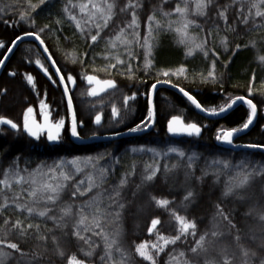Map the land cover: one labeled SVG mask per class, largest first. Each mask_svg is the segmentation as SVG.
I'll list each match as a JSON object with an SVG mask.
<instances>
[{"label": "snow or ice", "instance_id": "snow-or-ice-1", "mask_svg": "<svg viewBox=\"0 0 264 264\" xmlns=\"http://www.w3.org/2000/svg\"><path fill=\"white\" fill-rule=\"evenodd\" d=\"M56 3L57 0H38L36 3L27 0L25 9L18 13L16 23L27 22L34 26L37 9L41 6L49 8ZM59 4L58 14L50 23L17 35L11 40V46L0 40V48L12 53L17 42L27 36L45 45L41 34L46 29L62 34L67 27L73 38L87 44L89 51L103 42L102 51L94 53L91 60L95 64L96 58L100 57L105 63L101 67H93L94 73L103 72L112 76L118 70L117 74L125 79L146 84L147 81L138 78L137 73L143 71L150 74L155 69L156 78L144 93L148 97L147 115L139 123L128 127L129 133L146 131L154 125L156 107L153 94L160 84L177 88L191 105L212 115L232 109L237 102L246 105L249 111L242 126L218 129L215 139L219 142L233 145L235 134L253 124L258 109L249 97L257 91H264V81H261V89L253 86L255 71L248 82L247 95L229 96L228 102L218 110L215 107L204 108L190 91L172 82V77L188 79L190 70L186 64L174 70L156 69V52L161 45V36L174 33V42L184 49L186 59L201 55L208 63L207 69L191 70L192 81L199 80L202 84H215L223 78V73L217 75L220 58L217 47L222 48L224 53L235 55L242 47L251 46L257 52V60L264 66V55L259 54L261 48L258 47V44L264 45V0H159L143 22L140 15L142 0H59ZM167 4L174 6L165 9ZM17 7L18 3L6 4L0 7V13L14 11ZM118 16L125 19L117 23L115 18ZM201 20L203 23L199 22ZM240 26L245 32H255L259 40L250 39L244 45L234 43L229 34L241 38ZM210 37L213 39L210 40ZM63 40L73 42L69 36H63ZM43 51L48 53L46 59L55 67L56 61L52 60L48 47L45 46ZM89 51L72 60L73 64H81L82 71ZM7 59V54H4L0 66H4ZM134 61L139 63L134 64ZM35 64L47 74L48 69L40 59ZM222 66L226 69L228 62ZM10 75L15 76L16 73L11 72ZM53 75L59 76V80L53 83L63 85V96L67 98L66 110L71 114L70 134L82 139L78 127L84 121L77 119L69 87L70 84L76 85L77 77L70 71L61 73L60 68H56ZM24 79L35 89L31 74ZM81 79L88 85L86 95L99 97L101 106L104 104L101 94L115 92L119 88L115 79H101L97 74L85 72ZM138 94L137 90L123 95L125 113L133 111L130 102L135 101ZM260 102L264 104V100ZM90 107L95 108L96 104ZM38 115L41 120L37 119ZM121 116V109L113 103L111 120L118 122ZM102 118V112H98L93 122L99 126ZM0 126L26 134L35 142L44 138L45 143L56 144L61 142L65 119H54L50 106L41 99L39 112L32 106L27 107L20 123L0 115ZM166 130L172 136L200 137L202 134L200 124L185 122L180 115H172L167 120ZM121 135L120 131L111 133V137ZM237 147L264 150V143ZM147 153L152 154L151 160L144 161L138 170L140 162L131 157ZM169 153L176 154L177 162L161 164L158 157L166 159ZM2 156L3 153H0ZM201 160L203 166L199 167L200 175L196 176ZM32 163L30 158L24 159L22 155L13 157L7 166L0 159V264H52V257L61 264H264V203L261 202L264 200V160H236L235 157L215 154L204 156L177 146H168L164 151L141 145L130 146L122 152L112 148L88 154L57 156L51 162L41 160L34 167ZM118 168L121 169L119 175ZM181 169L184 177L181 187L186 194L176 208L172 207L174 200L157 197L147 191L160 174L167 184L170 177ZM137 176L139 182L134 183ZM221 176L226 179L221 181ZM206 178L211 180L212 188L221 184L222 187L217 201L212 203L211 217L201 229L195 218L180 214L178 209H183L185 213L190 210L197 197L191 183L195 180L203 185ZM257 180L261 182L259 198L250 192ZM129 192L131 201L127 195ZM145 194L150 205L168 215L167 228L171 234L161 231L165 223L155 217L151 218L146 228L151 239L130 242L124 229L125 213L130 202ZM229 202L233 204L230 209L226 207ZM237 203L247 205L242 216L253 221L245 228L235 222ZM137 211H143L142 203L137 205ZM48 221L52 222L51 227ZM73 245L76 250L70 251ZM49 252L51 255H48Z\"/></svg>", "mask_w": 264, "mask_h": 264}, {"label": "trees", "instance_id": "trees-1", "mask_svg": "<svg viewBox=\"0 0 264 264\" xmlns=\"http://www.w3.org/2000/svg\"><path fill=\"white\" fill-rule=\"evenodd\" d=\"M33 3L38 0H32ZM224 2V0H221ZM18 3L14 11L8 10L5 13H0V40L6 45L10 46L11 40L15 39L17 35H22L24 31L36 30L42 27L46 23H50L52 18H55L58 14V8L60 7L59 0L54 6L49 8L37 9L35 15L36 23L31 25L27 22H19L18 13L25 9L27 0H0V7L6 4ZM159 0H142L143 11L140 13L142 22L146 20L147 15L150 14L152 7L156 6ZM173 4L165 5V9L173 7ZM51 13V17L49 16ZM119 23L125 17L118 16L115 18ZM7 21V23H5ZM203 23V21H199ZM223 24V21H221ZM55 27V26H54ZM241 38H235L229 34V39L234 43L238 42L241 45L246 44L250 39H257L259 37L255 32H245L243 26L239 27ZM57 35L60 36L59 41ZM63 36H69L73 42H65ZM42 39L45 41V46L48 47L49 53L52 54V59L56 61V66L60 68L61 73H68L69 71L77 77V83L75 86L70 87V94L73 97V105L77 112V119L83 120L82 126L78 127V131L82 138H93L97 136H103L111 134L114 131H126L128 127L134 126L139 123L147 115V99L144 95L154 82L155 69L150 74H145L143 71L137 73V77L147 81L146 84H140L136 81H129L124 77L117 74L118 70L114 71L112 76L100 72L94 73L93 67H101L105 63L100 57H97L95 64L92 63L91 57L94 53L102 51L103 42L97 44L91 51L88 50L87 44L82 42L79 38H73L72 32L65 27L62 34L53 33L46 29L41 34ZM210 40L213 38H209ZM175 34L169 33L161 36V45L156 52V69L167 70L176 69L181 64H186L189 68L188 79L172 77L174 84L178 83L181 87H184L186 91L196 96L197 100L204 108H217L228 102L229 96L235 97L237 95H247L246 88L251 78L253 71L256 74V80L253 82V86L256 89H261V81H264V66L257 60V52L251 46L240 50L233 55L231 52L224 53L223 49L217 47V51L220 53V58L217 62V75L223 73V78L218 83L202 84L199 80L192 81L191 70L195 69L199 71L201 69H207L208 63L205 62L201 55H196L195 58H185L184 49L178 46L175 42ZM233 43V47H234ZM261 48L260 55H264V45L258 44ZM89 51L88 57L84 59L87 63L82 66L79 62L73 64L72 60L76 58L80 53ZM6 53V48H0V59L3 58ZM232 57L229 61V57ZM40 59L44 63L45 68L48 69L46 75H43L39 69L40 67L35 64V61ZM224 62H228V67L225 69L222 65ZM139 63V61H134ZM11 72H15L16 75H10ZM87 72L88 74H97L101 79L113 78L117 81L119 88L117 91H110L107 94H101L104 104L100 105V98L88 97L86 95L88 85L86 81L81 78ZM27 74H31L34 77L35 89L27 84L24 77ZM51 77V78H49ZM163 78V77H161ZM58 81L52 70L49 68L39 46L34 40H25L18 44L10 58L6 62L2 72L0 73V115L6 116L12 119L14 122L20 123L22 120L23 111L27 107L32 106L34 110L39 112L40 100L44 99L50 106L54 119H65V128L62 131L61 142L56 144L45 143V139L35 142L26 134L15 133L14 131L0 126V153H3L2 159L4 166L15 156L22 155L24 159H31L32 166L41 160H47L51 162L52 159L57 156H68L74 154H88L97 151H103L104 149L117 148L119 151L130 146L139 147L145 145L147 147H155L158 150L166 151L168 146H177L184 148L186 151H196L202 153L204 156H210L215 154L216 156L223 157H235L236 160L247 158L250 160H264V151L252 150L248 148L242 149H230L223 146L222 142L215 139L218 129H229L232 127H241L247 118L248 109L244 104L237 105L231 111L225 115L209 120L199 115L194 106L180 93L168 88L159 87L153 95V102L156 107V119L153 128L139 135H131L122 137L116 140L110 141H90L85 144H75L71 140L69 133V120L66 110V101L63 96L61 86L53 83ZM6 90V94H4ZM138 90V95L135 101L130 102L133 111L125 113L123 109V95H130L131 92ZM46 93V95H45ZM85 93V95H81ZM13 97L19 103L10 104L4 103L6 98ZM249 98L253 99V102L257 104L258 114L252 127L245 133L237 136L234 139V144L247 145V144H259L264 143V104L260 101L264 100V91H257L254 96ZM116 104L121 109L122 116L118 118V122L111 120V105ZM91 104H96L95 108H91ZM98 112H102V124H94V117ZM172 115H180L185 122H196L201 125L203 131L200 137H179L173 138L166 134L165 124ZM40 116L38 115L37 118ZM251 154H255L254 156ZM151 153L144 155H133L131 158L136 159L140 163L138 164V170L143 166L144 161L151 160ZM161 164L167 163L172 165L177 162L175 153H169L165 159L158 157ZM235 162V161H234ZM23 165V160L21 161ZM203 166V160L200 161L196 170V176L200 175L199 167ZM121 169H117V175H119ZM226 177L221 176V181ZM183 170H177L172 175L167 184L163 182V176L160 174V178L155 181V184L148 189L157 197H166L170 200H174L175 203L172 207L176 208L182 197L186 194L184 188L181 187L183 183ZM134 183L139 182V177L134 178ZM131 187V186H130ZM191 187L196 191L197 197L190 210L185 213L183 209H178L180 214L187 215L190 219L195 218L201 229L208 223L213 208L212 203L217 201L220 195V187H211V180L206 178L203 185L198 181L193 180ZM251 193H254L255 198L261 196V182L257 180L252 188ZM129 200L131 201L130 192L127 193ZM264 203V200L261 201ZM143 204V211H137V205ZM251 203V202H250ZM232 202H229L226 207L232 208ZM235 222L241 228H245L246 224H252L251 219H246L242 216V213L246 211L247 205L236 204ZM159 217L164 223L165 228L161 229L165 234H171L170 229L167 228L168 215L164 210L156 208L154 205L148 203L147 194L139 198L135 202H130L127 212L125 213L124 229L127 235L128 241L139 242V239H151L146 231L147 226L150 225L151 218ZM48 226H52V222L48 221ZM75 245L70 248V251H75ZM48 255H51L49 252ZM52 264H61L59 260L52 257Z\"/></svg>", "mask_w": 264, "mask_h": 264}, {"label": "water", "instance_id": "water-1", "mask_svg": "<svg viewBox=\"0 0 264 264\" xmlns=\"http://www.w3.org/2000/svg\"><path fill=\"white\" fill-rule=\"evenodd\" d=\"M25 40H34V41L37 43V45L39 46V48H40V50H41V52H42V54H43V56H44L46 62H47L48 65H49L50 69L52 70L53 73H55L56 68H58V67H57V66L52 67V66H51V61H49V60L46 59V57L48 56V53H45V52L43 51V48L45 47V45H40V44H39V41H36V40L34 39V37H31V36L24 37L23 41H25ZM21 42H22V41H18V42H17V46H18V44L21 43ZM10 46H11V44H10ZM15 49H16V47L14 48V50H15ZM14 50H13V52H14ZM13 52H12V53H13ZM12 53H5V54H7L8 59L10 58V56H11ZM3 58H4V56H3ZM3 58H2V59H3ZM8 59L5 60V64H6V62L8 61ZM52 60H53V59H52ZM5 64H4V66H5ZM4 66H0V73L2 72ZM40 72H41L43 75L46 74L45 71H44V69H42V68H40ZM55 77L57 78V80H59V76L55 75ZM86 83H87V82H86ZM60 86H61V89H62V91H63V85H60ZM71 86H72V85H71ZM159 87H168V88H171V89L177 91V92L180 93L181 95H183V94H182L177 88H173V87H172L171 85H169V84H160V85L157 86V88H159ZM153 95H154V94H153ZM64 98H65V101H66V103H67V98H66V97H64ZM240 104H243V103H242V102H237V104L234 105L233 108H235L237 105H240ZM194 108H195V107H194ZM233 108H232V109H233ZM232 109H230V110H228V111H225V112H223V113H218L217 115H212V114H210L209 112H203V111H201V110L195 108L196 112H197L199 115H201L202 117L207 118V119H209V120L217 119V118H219V117L225 115L226 113H228V112L231 111ZM68 115H69L70 128H71V114L68 113ZM41 119H42V118L40 117L39 120H41ZM169 119H170V118H169ZM255 120H256V118L254 119V122H255ZM254 122H253V124H254ZM253 124H252V125H253ZM252 125H250L248 129H244L243 131H241V132L235 134L234 139H235L237 136H239V135L245 133L246 131H248V130L252 127ZM166 126H167V122H166V124H165V132H166V134H167L168 136L173 137V138L188 137V136H172L171 134L167 133ZM3 127L8 128V126H3ZM70 128H69V133H70ZM152 128H153V126H152L149 130L142 131V132H136V133H129L127 130H126V131H122V132H121L122 135L119 136V137H111V134H107V135H103V136H97V137H95L94 139H93V138H92V139H90V138H82V137H81L82 139H77V138L72 137L71 134H70V136H71V140H72L75 144H85V143H89V142L92 141V140H93V141H110V140H116V139H119V138H122V137H126V136L139 135V134H143V133H145V132L150 131ZM8 129H9V128H8ZM202 131H203V129H202ZM222 144H223L224 147H226V148H230V149H242V148H245V147H237L238 144H234V143H233V145H228V144H225V143H222ZM241 146H242V145H241ZM248 149L264 151V150L256 149V148H248Z\"/></svg>", "mask_w": 264, "mask_h": 264}, {"label": "rangeland", "instance_id": "rangeland-1", "mask_svg": "<svg viewBox=\"0 0 264 264\" xmlns=\"http://www.w3.org/2000/svg\"><path fill=\"white\" fill-rule=\"evenodd\" d=\"M10 103V104H17V103H19L17 100H15V99H13V97L11 98V97H9V98H6L5 99V102L4 103ZM67 114H68V112H67ZM68 120H69V115H68ZM69 128H70V121H69ZM95 137H93V139H94ZM91 139V138H90ZM239 145V144H238Z\"/></svg>", "mask_w": 264, "mask_h": 264}, {"label": "flooded vegetation", "instance_id": "flooded-vegetation-1", "mask_svg": "<svg viewBox=\"0 0 264 264\" xmlns=\"http://www.w3.org/2000/svg\"><path fill=\"white\" fill-rule=\"evenodd\" d=\"M48 64V63H47ZM49 66V65H48ZM50 68V67H49ZM39 71H40V69H39ZM46 75V74H45ZM38 120L40 119V117L39 118H37ZM95 124V123H94Z\"/></svg>", "mask_w": 264, "mask_h": 264}]
</instances>
